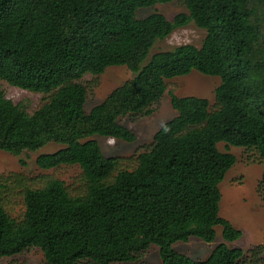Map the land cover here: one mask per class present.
I'll return each instance as SVG.
<instances>
[{
  "label": "trees",
  "instance_id": "16d2710c",
  "mask_svg": "<svg viewBox=\"0 0 264 264\" xmlns=\"http://www.w3.org/2000/svg\"><path fill=\"white\" fill-rule=\"evenodd\" d=\"M172 0H0V79L47 94L32 111L0 88V149L40 153V169L78 165L83 185L72 194L50 178L22 193L14 216L0 195V258L29 248L44 264H114L138 260L151 245L161 264H264V243L247 250L228 242L241 230L220 211L219 184L235 156L217 144L240 146L264 159V0H180L187 14L172 20L141 8ZM190 21L205 30L191 43L149 52L156 41ZM124 65L132 77L85 109V74ZM192 70L220 77L215 109L206 98L168 91L176 115L163 122L131 168L103 155L94 136L133 142L120 123L150 115L166 81ZM23 163V161H21ZM264 197V169L257 184ZM222 241L205 259L172 245L197 237Z\"/></svg>",
  "mask_w": 264,
  "mask_h": 264
},
{
  "label": "rangeland",
  "instance_id": "374dc122",
  "mask_svg": "<svg viewBox=\"0 0 264 264\" xmlns=\"http://www.w3.org/2000/svg\"><path fill=\"white\" fill-rule=\"evenodd\" d=\"M154 11L164 14L169 20L179 13L187 14V9L180 0H172L141 8L136 15L140 18ZM204 36L205 30L190 21L174 28L164 39L156 41L148 56L183 43L199 46ZM132 75L133 73L124 65L109 66L99 75L85 74L80 81L87 88L84 106L86 111L101 102L113 88ZM219 82V76L203 74L196 70L167 80V90L158 102L151 106L150 115L133 114L120 118V123L136 134L135 141L126 142L112 137L94 136L103 155L117 156L120 158L121 168H131L135 164L137 153L151 142L153 133L163 122L177 113L170 104L168 91L178 96L206 98L212 110L216 107L214 89ZM0 88L7 98L16 103L21 102L28 111L40 106L48 96L10 85L2 79H0ZM61 146L62 144L50 142L37 151L24 150L19 156L0 149V195L10 214L18 216L22 213L24 207L22 193L26 187L40 186L50 178L63 180L72 194L80 191L83 178L78 165H60L44 170L35 164L38 154L52 152ZM217 148L219 151L232 153L236 158L234 165L219 184L222 194L219 213L241 230V236L235 241L228 242V245L247 250L256 244L264 243V197L257 189L264 169V159H261L255 151L240 146H226L224 142H219ZM220 241H222L220 227L217 226L216 237L211 242L191 237L188 241L174 243L172 247L193 259L202 260ZM0 264H44V262L39 249L29 248L17 255L0 258ZM114 264H161V262L157 247L151 245L137 261Z\"/></svg>",
  "mask_w": 264,
  "mask_h": 264
}]
</instances>
